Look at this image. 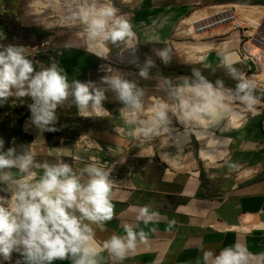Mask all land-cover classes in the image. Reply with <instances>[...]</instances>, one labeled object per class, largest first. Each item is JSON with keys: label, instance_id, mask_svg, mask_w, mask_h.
I'll return each instance as SVG.
<instances>
[{"label": "crops", "instance_id": "obj_1", "mask_svg": "<svg viewBox=\"0 0 264 264\" xmlns=\"http://www.w3.org/2000/svg\"><path fill=\"white\" fill-rule=\"evenodd\" d=\"M7 1L2 0L4 4ZM194 4L138 0L128 17L136 33L133 41H139L141 47L169 43L174 26L186 18ZM235 6L232 8L237 10L239 6ZM208 13H194L192 16H200L199 19L185 26L180 37L193 34L194 25ZM179 27L175 36H179ZM0 30L6 34L0 44L6 47L8 41H14V46H24L31 51L29 59L33 61L34 71L57 63L70 83L84 82L97 59L106 60L112 52L127 47L123 43L105 45L88 37L62 40L35 29L10 38L1 21ZM40 38L46 40L39 42ZM202 40L204 42L191 48L207 57L210 67L203 64L201 67L208 72L222 67L220 55L240 47L236 32L227 33L221 39L207 36ZM256 94H260V98L255 112L238 111L232 116L240 119L237 126L221 130L203 127L201 121L193 125L177 122L180 128L174 136L181 145L163 148L145 147L139 140H133L119 109L111 103H103L109 113L103 117H84L76 105L58 106L54 125L57 130L41 132L32 123L28 107L33 103L31 98L13 96L0 105V138L5 141V151L13 146L18 151L21 146H30L37 153L35 162L38 164L64 162L79 173L95 157L108 167L114 216L105 223L103 231L92 225L93 246L99 251L112 234L124 235L126 224L136 231L156 228L155 232H149L145 242H138L134 251L115 264H197L202 257L201 246L218 254L235 243L247 247L256 257L253 264H259L258 254L264 253V93L256 90ZM226 117L227 113L219 111L215 116L221 121H226ZM161 153L177 161L191 156L190 169H173L160 157ZM73 154L80 159H74ZM233 164L239 167L230 169L229 165ZM32 170L37 172V179L43 174L42 168ZM11 171L17 173V169ZM2 187L5 186L0 184ZM0 196L8 197L10 202V193L0 191ZM145 205L160 213L158 223L146 227L136 220L139 207ZM173 220L175 224L169 229V221ZM17 259L19 255L13 253L11 261L4 264H15ZM52 264H72V261L55 260ZM98 264L114 262L106 251H101Z\"/></svg>", "mask_w": 264, "mask_h": 264}, {"label": "clouds", "instance_id": "obj_2", "mask_svg": "<svg viewBox=\"0 0 264 264\" xmlns=\"http://www.w3.org/2000/svg\"><path fill=\"white\" fill-rule=\"evenodd\" d=\"M59 3V0H57ZM70 19L82 25L88 38L105 45L129 44L136 33L130 19L114 6L113 0H65ZM6 34L0 30V40ZM31 51L24 46L0 44V105L9 97H30L28 107L32 123L44 131H56V109L70 95L79 113L84 116L103 117L108 114L103 107L107 89L116 94L122 103L120 113L133 140L151 141L153 137L165 136L171 126L170 114L180 122L193 125L214 117V110L226 102H237L245 111L255 112L259 104L255 83L236 67L231 55L224 52L219 62L228 75L237 81L235 89L225 88L221 80L215 85L199 68L193 67L191 75L176 78L161 77L158 90L166 93L150 110H145L146 90L121 75L103 77L107 89L92 82H69L64 70L57 63L34 71L29 56ZM156 57L164 65L172 60V49L165 46L155 50ZM207 57L201 56L197 63L210 67ZM156 61L148 57L139 66V77L147 80ZM171 101V103H169ZM0 138V191L10 193L9 198L0 196V264L10 262L13 253L19 255L15 264H52L55 260L71 259L72 264H98L101 251H106L116 261L124 260L134 251L138 242H145L149 232L136 231L131 225L124 226V235L112 234L99 251L93 246L96 225L101 231L114 216L111 199L112 181L109 169L95 157L79 173L64 162L38 164L37 153L30 146H15L4 150ZM73 158L79 160L77 154ZM237 169L238 165H229ZM33 168L43 169L37 179ZM17 169V173L11 170ZM87 174V179H84ZM19 175V178H17ZM160 213L149 206L138 209L136 220L146 227L158 223ZM175 221H169L171 229ZM197 264H253L256 259L247 247L240 243L225 247L214 254L212 249H203ZM264 264V253L258 254Z\"/></svg>", "mask_w": 264, "mask_h": 264}, {"label": "rangeland", "instance_id": "obj_3", "mask_svg": "<svg viewBox=\"0 0 264 264\" xmlns=\"http://www.w3.org/2000/svg\"><path fill=\"white\" fill-rule=\"evenodd\" d=\"M34 1H38V5L32 6ZM138 0L134 1V4ZM176 3H191L194 2L192 6V10L190 13L184 18V21L187 18H192L193 14L196 12L201 11H208V15L206 17H202L201 21L199 20L194 25V33L188 36H175L176 30L180 26L182 21H179L173 28L171 32V36H173L172 41L167 44H150L142 46L139 44V41H131L129 44H126L127 47L123 49H119L117 51L112 52L108 59L101 60L97 59L91 70L88 72L86 79L84 82H92L97 87L107 89V85L103 83V77L110 76V75H121L125 79L135 81L139 87H142L146 90V95L144 98L145 110H148V106L156 105L161 99L167 100L166 93L161 92L158 90V81L160 80L161 75H150V78L145 80L139 77V66L144 63V61L151 57L153 60L156 61L157 65H161L160 60L155 55V50L163 48L165 46L172 49V60L168 64L172 68L167 69L168 71L172 70L174 73H181L183 75H191V71L193 67L199 68L202 73L206 72L205 68L201 67L200 63L197 61H185V59L181 56V53L184 50L190 47H196L198 44L204 42L202 40L204 37L207 36H214L216 39L223 38L224 35L231 32L238 33L240 37V33L238 31L233 30L232 22L234 20H242V24L249 25L251 22V27L253 26L252 21L253 19H259L258 22L260 23V27L253 30L254 37L258 40L264 42V19H260L264 13H254L251 10L247 9L250 5L239 4V3H229L226 0H175ZM56 2V3H54ZM114 6L119 10V14L125 15L127 18L129 17V13L131 12V8H133L134 4H125L122 0H113ZM45 5V6H44ZM232 5L239 6V8L235 11L232 8ZM40 7V8H37ZM222 7L220 9H217ZM42 8V9H41ZM214 8V9H210ZM37 10H42V13L37 14ZM235 12V13H234ZM0 13L1 18L0 21L3 26L7 29V35L11 38L16 36V34H23L26 35L27 32L31 29L38 30L41 33H46L48 36L57 37L58 39H62L65 37H71L73 39H82L84 37H88L82 25H79L76 22H73L70 19L69 13L65 6V0H59V3L54 0H8L7 4H4L2 0H0ZM234 16V20H227L229 17ZM192 16V17H191ZM199 17L194 15L193 18ZM61 22V21H69L74 23L73 25L62 26V24H58L57 26H50L46 25V22ZM257 21V20H256ZM181 27V26H180ZM179 27V28H180ZM179 32V31H178ZM224 33V34H223ZM46 40V38H40L39 42ZM240 40V39H239ZM14 41H8V45H14ZM255 43V42H254ZM258 46L259 43H256ZM5 46V44H3ZM210 49H207V51ZM255 51V49L252 48ZM214 51V50H213ZM194 52V53H193ZM203 52V51H202ZM201 52V53H202ZM219 52V51H216ZM234 52V51H233ZM229 53L231 55V59L235 60V55ZM196 53V54H195ZM192 54L194 56H200L197 51L192 50ZM235 67L243 73L246 69V65L242 63H235ZM190 68V69H189ZM160 69V68H156ZM155 70V69H153ZM175 73V74H176ZM209 75H214L217 79H225L232 82H236L230 75H228L227 70L222 66L219 68L214 69L212 72H208ZM206 75V74H204ZM206 75L205 77H210ZM173 77V75L171 76ZM225 88L235 89V87H230L224 85ZM258 93V92H257ZM106 99L102 103H111L114 108H118L119 111L123 107L122 103L116 98V94L107 89L105 92ZM257 95V94H256ZM260 98V94L257 95ZM158 100L155 102V100ZM171 103V101H169ZM74 97L69 96L62 104L58 106L62 107H71L74 106ZM223 107H219L218 110H215L214 114V121L216 120L215 116H217V112H225L227 113L228 117L234 116L235 112H245L243 108L237 102H226L225 109ZM226 117V121L230 118ZM171 118V126L169 132L160 138V136L153 137L151 141H145L140 139V143L143 144L145 147H152L155 142L160 141L162 138H166L169 136H174L175 131L180 126L177 125V122L182 124L174 115L170 114ZM234 118V117H232ZM240 120V119H239ZM226 121H221V119L216 120V124L218 126H222ZM184 124V123H183ZM176 137V136H175ZM159 139V140H158ZM179 145H181L180 141L177 140ZM154 151L157 149L154 148ZM157 156V153H156ZM161 157V155H160ZM162 158V157H161Z\"/></svg>", "mask_w": 264, "mask_h": 264}, {"label": "built area", "instance_id": "obj_4", "mask_svg": "<svg viewBox=\"0 0 264 264\" xmlns=\"http://www.w3.org/2000/svg\"><path fill=\"white\" fill-rule=\"evenodd\" d=\"M134 1L135 0H122L125 4H134ZM247 9L257 14L264 13L263 5L248 6ZM234 19L235 17L232 15L227 20ZM260 19H264V15H262ZM255 20H257V24L255 25L256 28L251 27V22L249 25L242 24L244 23L242 20H234L232 22L233 30L240 33V47L233 53L237 56L236 63L246 65V69L243 72L244 76L255 83L257 91L264 93V42L254 37L253 30L260 27V23L258 22L259 19ZM256 43H259L260 46ZM252 48L255 49V51L252 50ZM248 64L252 65V68L249 67Z\"/></svg>", "mask_w": 264, "mask_h": 264}, {"label": "bare ground", "instance_id": "obj_5", "mask_svg": "<svg viewBox=\"0 0 264 264\" xmlns=\"http://www.w3.org/2000/svg\"><path fill=\"white\" fill-rule=\"evenodd\" d=\"M56 1V0H54ZM38 1H34L32 3V6H35V5H38ZM56 3V2H54ZM45 6V5H44ZM234 7V6H233ZM236 7V6H235ZM37 8H40V7H37ZM237 8V7H236ZM235 8V9H236ZM42 9V8H41ZM236 11V10H235ZM37 14H40L42 13V10H37L36 12ZM194 17V16H193ZM187 18L186 20H184L182 23H181V27L179 28V32H178V35L180 36L182 34V31L183 29H185V26H188L189 24L193 23L194 21H196L197 19H199L198 17L196 18ZM200 17V16H199ZM74 22V21H73ZM58 24H62V26H69V25H73L74 26V23H71L69 21H61V22H46V25L48 27L50 26H57ZM252 28H256L255 25L257 24L256 20L253 19L252 21ZM191 28V26H189ZM191 30V29H190ZM183 35V34H182ZM192 50H194V48H188L187 50L185 49L184 52L181 53V56L185 59V61H199L200 57L201 56H194L192 54ZM194 53V52H193ZM158 100L156 99L155 102H157ZM155 106V105H154ZM154 106H148V110H150L152 107ZM223 108H225V105L224 106H221ZM222 108V109H223ZM218 108H216L215 110H218ZM225 109H228V108H225ZM214 110V111H215ZM239 119L238 118H230L228 119L222 126H218L216 124V122L214 121L213 118L209 117V118H206L205 120H201V124L203 127H210V128H219L221 130H224L228 127H231V126H237L239 124ZM183 124V123H182ZM161 138V137H160ZM159 140V139H158ZM155 147L157 148H163V147H175V146H180L179 143L177 142V139L175 138V136H169V137H166V138H162L160 141L158 142H155L154 144ZM159 150V149H158ZM161 151V150H160ZM190 152V151H189ZM187 156V155H186ZM161 157L162 159L164 160V162L168 163V165L170 167H172L173 169H176V170H187V169H190V162H191V156L189 157H184L185 160L183 161H177V160H171L168 156L167 153H161ZM192 166V165H191Z\"/></svg>", "mask_w": 264, "mask_h": 264}, {"label": "trees", "instance_id": "obj_6", "mask_svg": "<svg viewBox=\"0 0 264 264\" xmlns=\"http://www.w3.org/2000/svg\"><path fill=\"white\" fill-rule=\"evenodd\" d=\"M226 2L229 3H239V4H245V5H250V6H254V5H263L264 6V0H226ZM161 65H157V68L160 69H156L155 70H151L150 75H161L164 77H171L173 75V77H178V76H184L181 73L175 74L174 71L170 70L172 67L170 65H164L163 63H160ZM168 69V70H167ZM190 69V68H189ZM204 74L209 75L208 71L204 72ZM205 75V76H206ZM210 77H206L210 82H212L215 85V81L219 80L216 77H214V75H209ZM221 81H223L224 85L226 86H230V87H235L236 86V82H232L229 80H225V79H220Z\"/></svg>", "mask_w": 264, "mask_h": 264}, {"label": "water", "instance_id": "obj_7", "mask_svg": "<svg viewBox=\"0 0 264 264\" xmlns=\"http://www.w3.org/2000/svg\"><path fill=\"white\" fill-rule=\"evenodd\" d=\"M248 66L252 68V65L248 64Z\"/></svg>", "mask_w": 264, "mask_h": 264}, {"label": "flooded vegetation", "instance_id": "obj_8", "mask_svg": "<svg viewBox=\"0 0 264 264\" xmlns=\"http://www.w3.org/2000/svg\"><path fill=\"white\" fill-rule=\"evenodd\" d=\"M5 28V27H4Z\"/></svg>", "mask_w": 264, "mask_h": 264}]
</instances>
